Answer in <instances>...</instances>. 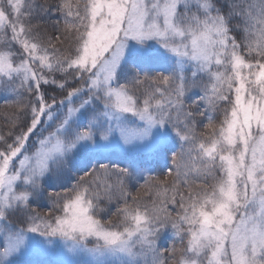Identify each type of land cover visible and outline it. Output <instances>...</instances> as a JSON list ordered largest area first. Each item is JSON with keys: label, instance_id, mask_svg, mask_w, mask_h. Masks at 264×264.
I'll use <instances>...</instances> for the list:
<instances>
[{"label": "snow or ice", "instance_id": "6c2138e0", "mask_svg": "<svg viewBox=\"0 0 264 264\" xmlns=\"http://www.w3.org/2000/svg\"><path fill=\"white\" fill-rule=\"evenodd\" d=\"M0 99V264H264V0H0Z\"/></svg>", "mask_w": 264, "mask_h": 264}, {"label": "trees", "instance_id": "16d2710c", "mask_svg": "<svg viewBox=\"0 0 264 264\" xmlns=\"http://www.w3.org/2000/svg\"><path fill=\"white\" fill-rule=\"evenodd\" d=\"M73 2H75V0H73ZM38 4H51V5H55L57 3V0H37ZM57 18V16L53 15L52 19L55 20ZM35 23V21H33ZM49 32H52L51 27L49 26ZM52 34L54 35L55 33L52 32ZM49 92H54V89H48ZM57 94V98H60V93H56ZM22 98L23 100H27L29 97L27 96L26 93L22 94ZM16 111V109L12 106L9 105H5L3 102V99H0V135L7 133V131L9 130L11 124H10V117L11 115ZM207 121H204V123H206ZM198 130H202V125L200 126V128H198ZM114 163L119 164L121 167L125 166L124 163L118 159V158H114L113 161ZM165 162L163 160L157 161L156 163H154L152 165V174L154 175H159L161 176V178H163V164ZM145 175H148V173H146ZM114 179V178H113ZM144 183L143 179H138L135 181H132L129 183V190L132 192V194L136 193V189L140 187V185H142ZM52 184L54 185L53 188L49 189V191H60L59 187H56L55 185L59 184V181H56L55 179H53ZM52 205V201L45 198H42L39 203L35 204L34 207L36 208V210L40 213L43 209L44 210H49V208ZM111 211L114 212L115 211V203H113V205L111 206ZM109 216H103L102 219H109ZM112 219H115V217H111ZM47 264H55V262H50Z\"/></svg>", "mask_w": 264, "mask_h": 264}, {"label": "rangeland", "instance_id": "374dc122", "mask_svg": "<svg viewBox=\"0 0 264 264\" xmlns=\"http://www.w3.org/2000/svg\"><path fill=\"white\" fill-rule=\"evenodd\" d=\"M48 211H49V210H44V209H43V210L40 212V214H42V215H43V214H47ZM44 258H46V259H47L48 261H50V262H55L54 259H53L52 257H43L42 259H44Z\"/></svg>", "mask_w": 264, "mask_h": 264}]
</instances>
